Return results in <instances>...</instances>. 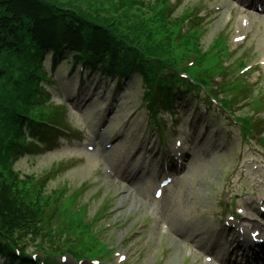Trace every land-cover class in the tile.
<instances>
[{"label":"rangeland","instance_id":"rangeland-1","mask_svg":"<svg viewBox=\"0 0 264 264\" xmlns=\"http://www.w3.org/2000/svg\"><path fill=\"white\" fill-rule=\"evenodd\" d=\"M243 1L182 0V5L202 3V44L223 32L230 50L243 57L245 65L257 64L264 58V13L246 7ZM242 18H247L246 27L241 24ZM239 34L247 35L242 43L230 42ZM68 67V62H62L54 74L66 92L51 88L50 101L68 104L69 127L75 132L65 134L50 151L22 154L13 160V168L20 174L43 175L53 164L63 163L60 172L48 179L47 192L59 187H65L66 194L75 192L69 211L74 214L80 210L86 220L95 222V214L107 207L96 226L102 228L104 242L126 256V264H228L227 251L235 244L237 234L231 229L222 231L223 223L240 226L243 222L242 218L229 220L228 209L247 210L243 215L247 217L246 226H252L250 230L264 223L257 207L264 206V146L258 139L264 136V114L255 111L253 102L247 105L248 101H241L233 107V116L260 118L259 130L245 140L238 125L223 113L216 116L219 112L213 104L207 117L203 113L206 103H202L201 116L186 110L180 117H163L166 124L177 120V131L173 135L166 126L162 136L167 140L161 147L156 131L148 129L149 116L141 104L137 80L128 81L111 106L113 79H104L95 72L79 95L76 76L67 77ZM47 70H51L49 65ZM244 75L247 82L253 83L252 93L245 94L247 100L264 96V70L255 68ZM256 76L258 80L254 82ZM67 96H72V102H67ZM175 138L185 141L184 149L189 155L183 163L187 166L180 173L173 171V181L161 198L155 199L154 155L169 151ZM78 142L93 143L102 156L96 158L82 144L77 146ZM105 142L112 143L111 147L105 149ZM143 161L148 175L129 185L122 176L131 177ZM104 168L111 172L105 173ZM205 256L211 261L206 262Z\"/></svg>","mask_w":264,"mask_h":264},{"label":"trees","instance_id":"trees-1","mask_svg":"<svg viewBox=\"0 0 264 264\" xmlns=\"http://www.w3.org/2000/svg\"><path fill=\"white\" fill-rule=\"evenodd\" d=\"M178 16L166 11V0H0L3 149L13 153L26 144L27 135L46 143L54 135L47 127L56 121L53 108L29 113L36 100L45 98L42 62L48 52L55 64L68 50L74 64L99 69L118 82L136 75L143 100L153 109L159 102L171 107L174 97L188 95L175 73L192 57L194 64L184 70L210 90L211 75L219 69L213 48L202 47L197 31L182 32ZM6 123H11L9 128ZM42 185L30 177L19 179L11 170L0 175V250L5 251L8 241H21L48 255H97V232L81 213H70V201L61 199V189L43 194ZM49 220L60 226L57 234L66 235V242L52 236L48 240L44 226ZM73 233L77 237L71 243ZM26 252L23 248L20 259L30 262Z\"/></svg>","mask_w":264,"mask_h":264},{"label":"bare ground","instance_id":"bare-ground-1","mask_svg":"<svg viewBox=\"0 0 264 264\" xmlns=\"http://www.w3.org/2000/svg\"><path fill=\"white\" fill-rule=\"evenodd\" d=\"M239 247H241V246H239Z\"/></svg>","mask_w":264,"mask_h":264}]
</instances>
